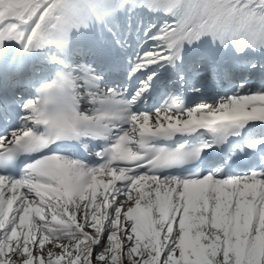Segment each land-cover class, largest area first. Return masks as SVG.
Listing matches in <instances>:
<instances>
[{"label":"snow or ice","instance_id":"snow-or-ice-1","mask_svg":"<svg viewBox=\"0 0 264 264\" xmlns=\"http://www.w3.org/2000/svg\"><path fill=\"white\" fill-rule=\"evenodd\" d=\"M0 264H264V0H0Z\"/></svg>","mask_w":264,"mask_h":264}]
</instances>
